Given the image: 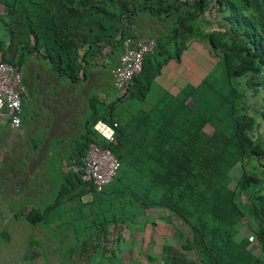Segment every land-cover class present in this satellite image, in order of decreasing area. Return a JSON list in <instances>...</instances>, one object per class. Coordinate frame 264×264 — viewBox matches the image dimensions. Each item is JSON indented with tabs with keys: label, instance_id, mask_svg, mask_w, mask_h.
Wrapping results in <instances>:
<instances>
[{
	"label": "trees",
	"instance_id": "trees-1",
	"mask_svg": "<svg viewBox=\"0 0 264 264\" xmlns=\"http://www.w3.org/2000/svg\"><path fill=\"white\" fill-rule=\"evenodd\" d=\"M0 3L5 7L0 15V58L24 67L26 56H38L57 76L74 83L87 80L86 66H114L111 54L127 38L140 37L141 14L166 20L179 13L173 28L156 38L143 70L118 98L103 109L91 99L92 113L71 158L79 164L91 142L110 147L120 168L103 192L109 189L115 198L139 208L165 206L186 223L194 217L192 245L199 256L168 250L172 264H264L246 243L233 239L234 226L243 215L238 200L253 197L256 204L250 209L264 251L262 179L245 168L251 158L264 156V110L263 121L257 122L248 102L251 90V100H261L264 109V0H218L215 18L205 15L209 0ZM184 5L192 9L182 10ZM197 37L221 51L220 59L198 85L188 84L173 95L156 78L172 59L181 62ZM101 119L122 121L115 144L94 129ZM236 167L243 171L237 188H232L231 171ZM157 189L163 190L159 198L153 196ZM91 192L95 191L86 187L80 174L67 170L52 204L43 211L23 209L15 216L45 222L55 208L71 200L77 204L76 220L83 221L88 215L82 198ZM99 225V234L106 233L107 226Z\"/></svg>",
	"mask_w": 264,
	"mask_h": 264
},
{
	"label": "rangeland",
	"instance_id": "rangeland-1",
	"mask_svg": "<svg viewBox=\"0 0 264 264\" xmlns=\"http://www.w3.org/2000/svg\"><path fill=\"white\" fill-rule=\"evenodd\" d=\"M191 9L192 7L189 5L182 7V10ZM4 14L5 7L0 3V15ZM178 16L179 13L169 19L161 20L146 13L141 14L139 19L140 37L159 38L165 35L173 28ZM0 37H2L1 30ZM192 43H195L194 46L200 47V50L198 53H194L195 50L190 49L186 53V58L190 57L192 60L193 53L200 56L201 63H197L200 72L192 73V70H196L192 67H190L191 70L185 69L184 72L182 67V73H179L174 82H169V76L164 75L165 73L159 75L156 78L158 85L162 84L165 88L168 86L172 91L180 93L188 85V81L193 83L191 85H197L210 68L216 65L220 59L221 51L220 53L213 49L208 51L204 48L207 47L208 42L199 37L195 38ZM122 52L123 47L111 54L112 65L117 62ZM207 54H210L208 60ZM185 62L187 66L191 64L190 61ZM112 67L86 66L85 71L88 73L86 81L81 83L69 81L67 84L64 82L60 84L62 97L72 98L77 93L78 102L77 108H75L77 120L72 130L75 138L69 140L65 146L66 158L62 161L60 159L53 161V157H59L54 152L59 153L58 148L60 147L55 148L50 144L46 146L47 148L45 147L43 154L46 160L57 163L59 170L67 171L69 166L76 164L75 160L69 156H72L73 145L80 140V136L84 132V118L90 114L89 93L91 92V97L99 101L102 109L111 102L108 100L110 95L116 96L111 75ZM28 74L30 76L35 74L54 75L50 68L45 71L42 66H35L33 74L31 72ZM27 77L26 75L27 85L32 91L29 77ZM53 87L57 88L53 82L42 84L34 100L39 105L37 106L39 112L35 114L36 121L40 120L42 125L24 126L22 130L16 131H1L0 139L8 141L6 143L8 146H5L4 149L8 150L10 147L16 154L24 155L28 150L40 151L36 142H34L36 146L22 147L24 140L32 139L42 142L47 138L51 139L47 135L52 134L55 126L53 129L52 126H43V120L49 119V117L54 119V115H51L52 108L49 106V94L52 93ZM30 91L29 94L32 93ZM251 92V90L248 91V102L252 104L250 107L257 113L256 121L261 123L263 121V105L261 100L259 102L257 99L251 100L253 98L250 96ZM53 109L55 110V108ZM117 121L122 123L121 120ZM205 131L212 132L210 125H206ZM250 163H245L246 170L250 174L261 177V185L264 189V156L253 157ZM242 171L243 169L240 167L231 171L232 188H237ZM162 192V189H157L153 192V196L159 198ZM14 199L16 198L8 196L5 207L0 206V264H172V259H167L168 250H171V254L179 251L189 257L199 256L197 249L192 245L194 240L192 226L196 223L194 217L190 216V223L183 222L179 216L165 206L154 205L139 208L127 205L121 199L115 198L109 189L101 193L91 192L82 198V209L84 214L88 215L83 221L68 222L64 220L71 218L70 212L73 209L65 211V207H63L60 213L61 217L54 218L56 223H60L53 226L27 221L24 214L16 217L15 213H19L24 208L19 196L17 200L14 201ZM238 202L243 215L239 217L234 226L233 239L238 243H246L248 248L253 249L254 256L264 263V251L257 235L259 224L256 223L250 209L251 203L256 204V200L253 197H244ZM100 223L107 226V232L104 234H99ZM219 231L221 232L220 229Z\"/></svg>",
	"mask_w": 264,
	"mask_h": 264
},
{
	"label": "crops",
	"instance_id": "crops-1",
	"mask_svg": "<svg viewBox=\"0 0 264 264\" xmlns=\"http://www.w3.org/2000/svg\"><path fill=\"white\" fill-rule=\"evenodd\" d=\"M137 29H138V33L141 34V32H139L140 31L139 24H138ZM194 44L192 42L189 44V47L182 55L181 62H177L172 59L167 65L163 67L161 74L163 75L165 73L164 75L166 76L168 75L169 82H174L175 78H178L179 73L180 74L182 73L181 71L182 67L184 69V72H185V69L191 70L190 67H192L193 69H196V70H192V73L198 74L200 72L198 69V65H197V63L198 64L201 63L199 61L200 56L194 55V53L199 52L200 47L194 46ZM204 48L208 49V51L210 49L212 50L209 43L207 44V47H204ZM190 49L195 50V52L192 54V57H193L192 60L190 59V57L186 58V53ZM206 58L208 60L210 58V54H207ZM185 61L191 62V64L188 65L189 67L187 66ZM35 66L37 67L42 66L45 69V71H48V69L50 68L47 62L39 58L38 56H26L25 57L24 69H25L26 75L29 77V82L31 84L30 86H31L32 91H30L28 87L29 97L28 99H26V102H25V115H24V122H23V126L21 130L23 129L24 126L42 125V123L39 122L40 120L36 121L35 114L39 112L37 109V106L39 105H38V102L34 100H35V97L37 96V93L40 90V87H42V84L46 82L48 83L53 82L55 83L57 88L53 87L52 93L49 94V106H51L52 108L51 115H54V119L49 117V119L43 120V126H52V129H53V126H55L54 127L55 131L52 130L51 132L52 134L47 135L51 139L47 138L42 142L40 140L35 141L32 139L24 140V143L21 145L22 147L23 146L25 147L36 146V144L39 145L40 147L39 149L40 151L28 150L26 151L24 155H20L18 153L16 154L13 150L10 149V147L8 148V150L4 149L5 146H8L6 144L8 143V141L7 140L4 141L0 139V206L3 208L5 207V204L8 202V196H13V198H16L14 199V201L17 200V197L19 196L20 201L23 202L22 206L24 209H26V212H30L32 210L43 211L46 206L54 202L56 195L60 189V186L62 182L64 181V174L66 171L64 169L59 170L58 169L59 165L53 161H57L59 159L62 161L63 159L66 158L65 157V153H66L65 146L67 142L73 139L74 137L72 134V130L74 129L76 120H77L75 108H77L76 105L78 102V98H77L78 94L75 93L72 98H64L62 97V92H61L60 84L62 82L67 84L69 83L70 80L63 78V77H59L54 72H53L54 75L46 76L42 74L41 75L35 74L34 76L33 75L30 76L28 72H31L33 74ZM213 67L210 68L207 74L212 70ZM206 75L204 76V78L206 77ZM157 81L158 80L156 79V82ZM187 84H193V83L188 81ZM160 86H162V84ZM165 89L170 91V93H172L173 95H178L179 93V92L172 91V89L168 86H166ZM29 91L32 93L29 94ZM91 95L92 94L90 92L88 96L89 108L91 109L90 114L88 116H85L84 121L92 113ZM113 99H115V96L110 95L108 97L109 101ZM53 108H55V110ZM4 130L13 131L4 122L2 123L0 122V132ZM34 142H36V144H34ZM49 144L51 146H54L55 148L60 147L58 148L59 153L54 152L55 155L57 156L59 155V157H56V158L53 157L54 159L53 161L46 160L43 155L45 151V147ZM69 157L71 158V156ZM63 207H65L64 208L65 211H71L73 209V211L70 212L71 218L64 219V220H67L68 222L70 221L75 222L76 220L75 213L77 209L76 208L77 204L75 201L73 202L71 200H65L61 206L53 210L55 215L53 212H51L52 214L46 217L47 222L45 221L41 223L47 224V225L49 224L53 226L58 225L60 222L56 223L54 221V218L59 219L61 217L60 213Z\"/></svg>",
	"mask_w": 264,
	"mask_h": 264
},
{
	"label": "built area",
	"instance_id": "built-area-1",
	"mask_svg": "<svg viewBox=\"0 0 264 264\" xmlns=\"http://www.w3.org/2000/svg\"><path fill=\"white\" fill-rule=\"evenodd\" d=\"M195 1V0H182ZM218 0H209L205 15L215 18ZM157 39L154 37L127 38L123 52L111 69L115 98H118L133 78L143 70L146 56L154 52ZM28 86L24 67L0 58V122H4L13 131L21 130L25 115V102L28 99ZM118 121L107 122L98 120L94 129L109 143L117 142ZM88 150L79 164L68 167L80 174L88 189L103 192L115 179L120 168V161L110 147L101 146L96 142L88 145Z\"/></svg>",
	"mask_w": 264,
	"mask_h": 264
}]
</instances>
